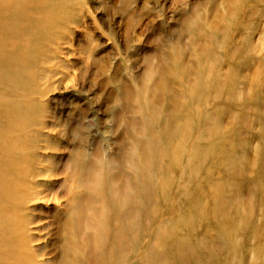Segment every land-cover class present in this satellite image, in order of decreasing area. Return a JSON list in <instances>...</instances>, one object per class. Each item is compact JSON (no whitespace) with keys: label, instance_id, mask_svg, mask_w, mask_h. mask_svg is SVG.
<instances>
[{"label":"rangeland","instance_id":"rangeland-1","mask_svg":"<svg viewBox=\"0 0 264 264\" xmlns=\"http://www.w3.org/2000/svg\"><path fill=\"white\" fill-rule=\"evenodd\" d=\"M35 4L38 11L30 14L35 20L16 17L13 22L21 24V34L3 41L10 42L11 51L15 47L18 51L4 57L6 66L0 67V113L11 104L13 94L35 89L28 101L21 102V112L2 113L1 119L7 125L5 135L12 138L19 137L14 130L17 123L25 121L24 132L20 131L23 141L35 143L30 152L36 173L30 188L44 193L26 204L24 212H5L0 220L10 235L17 223H23L30 246L41 254V264L136 262L137 227L141 226L143 252L152 247L156 227L173 219L174 204L167 201L177 200V189L187 184L171 171L150 134L186 126V115L198 109L203 98L193 91L195 76L203 75L208 83L213 59L205 50L210 42L214 46L224 42L226 36L214 33L224 30V18L237 13L236 5L251 7L248 16L239 12L238 20L248 22L240 26L244 30L254 26V49L264 53V0H41ZM60 9H70L72 21L59 18ZM259 10L262 16L257 15ZM232 28L237 30L238 23ZM2 30L8 32L6 27ZM221 68L226 72L227 65ZM221 96V89L213 93L223 101ZM251 134L258 138L264 127L258 125ZM178 142L182 144L180 139L170 143ZM263 157L264 150L256 156L250 150L239 161L256 162L264 179ZM168 178L176 183L162 201L159 186ZM146 183L147 196H143ZM243 196L250 200L251 214L254 210L257 219L262 217L249 231L262 226L263 237L244 241L247 251L239 264H264V216L259 214L264 208V180L258 189L247 185ZM65 238L75 241L66 245L74 256L62 260ZM212 251L218 252L215 246ZM156 260L154 264H166Z\"/></svg>","mask_w":264,"mask_h":264},{"label":"bare ground","instance_id":"bare-ground-1","mask_svg":"<svg viewBox=\"0 0 264 264\" xmlns=\"http://www.w3.org/2000/svg\"><path fill=\"white\" fill-rule=\"evenodd\" d=\"M40 1L0 0V67L5 65L2 63L4 57L18 51V47L12 51L8 48L10 42L3 43L9 37L21 34V24L13 20L21 16L24 20L34 21L30 14L38 11L35 3ZM250 8L236 5L237 13L224 18V30L218 29L214 33L217 37H226L217 46L210 42L205 50L207 57L213 59L209 67L212 71L208 83L203 80V75L195 76L193 91L195 94L202 93L203 99L199 101L198 109H192L186 115V126L178 124L161 129L158 136L150 134L149 140L159 143L158 150L162 157L169 160L167 163L171 171L182 180H187V184L177 189V200H171V197L167 201L170 206L174 204L171 207L173 219L156 227L152 247L143 252L141 226L137 227L135 254L139 259L128 264H154L156 259L159 262L165 260L166 264L171 261L173 264H239L247 251L244 241L250 243V240L263 237L262 226L257 225L254 232L249 231V227L256 226L255 223L258 224L262 217L257 219L254 210L251 214L248 207L250 200L244 198L243 193L247 185H255L258 189L264 179L259 175L261 170L256 162L246 165L239 161V157L249 155L250 150L255 156L264 150V134L258 138L251 134L258 125L264 127V53L254 49V26L250 31L242 29L240 26L248 22H240L237 16L239 12L248 16ZM262 13L263 10H259L257 15ZM72 14L70 9H60L57 16L72 21ZM235 23H238L237 30L232 28ZM3 27L7 28V33H3ZM225 64L226 72H222L223 68L218 69ZM247 71L251 76L246 77ZM218 89L222 91V98H219L223 101L213 97ZM34 92V88L27 87L22 93L13 94L11 104L7 103L0 113V219L5 212H24L26 204L40 199L39 196L44 193L30 188L29 181L36 173L30 152L35 143L28 139L23 141L20 131L24 132L25 121L17 123L18 127L14 130H18L16 135L19 137L12 138L5 135L7 125L1 119L5 112H21L24 109L21 102L28 101ZM215 102L218 105H214ZM181 112L179 109L178 113L182 116ZM208 120L213 123L207 124ZM177 139L182 144L178 142L173 146L170 142ZM248 175L257 179H247ZM169 181L172 179L168 178L167 184L164 182L159 186L162 201L168 199L176 183L173 179L169 185ZM142 189L143 196H147V183L142 185ZM256 191L253 194L258 195ZM261 203L264 206V198H261ZM261 213L264 216V208L259 211ZM3 223L0 220V264H41L38 259L41 254H36L30 246L31 240L23 223H17L18 228L12 235L4 230ZM74 242L65 238L62 260L74 256L66 249L67 243ZM213 246L218 252L212 251ZM259 247L254 250L256 255ZM119 259L123 261V257Z\"/></svg>","mask_w":264,"mask_h":264}]
</instances>
